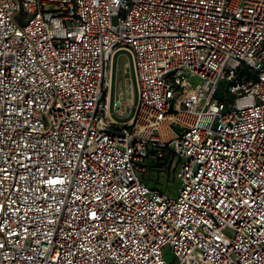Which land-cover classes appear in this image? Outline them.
<instances>
[{
	"label": "built area",
	"instance_id": "obj_1",
	"mask_svg": "<svg viewBox=\"0 0 264 264\" xmlns=\"http://www.w3.org/2000/svg\"><path fill=\"white\" fill-rule=\"evenodd\" d=\"M0 264H264V0H0Z\"/></svg>",
	"mask_w": 264,
	"mask_h": 264
},
{
	"label": "rangeland",
	"instance_id": "obj_2",
	"mask_svg": "<svg viewBox=\"0 0 264 264\" xmlns=\"http://www.w3.org/2000/svg\"><path fill=\"white\" fill-rule=\"evenodd\" d=\"M50 7H46L45 10H50ZM129 70V66H128V59L126 56H121L118 59V72L119 74H121V78L122 75L125 76L127 73L124 72V70ZM192 81L193 78H191ZM122 80L118 79V88L122 89L119 85L122 86L121 83ZM149 176L152 179V183L155 184V186L162 188V189H168V193L173 195L176 193L177 188H178V182L176 179L173 178V173H172V166L169 163L168 165H166L163 168L157 169L156 171H151V173H149L148 175L146 174L144 177L146 179L149 178Z\"/></svg>",
	"mask_w": 264,
	"mask_h": 264
},
{
	"label": "trees",
	"instance_id": "obj_3",
	"mask_svg": "<svg viewBox=\"0 0 264 264\" xmlns=\"http://www.w3.org/2000/svg\"><path fill=\"white\" fill-rule=\"evenodd\" d=\"M147 181L149 182V184L150 185H152V186H155V184H153L151 181H152V179H151V177L149 176V178L147 179Z\"/></svg>",
	"mask_w": 264,
	"mask_h": 264
}]
</instances>
